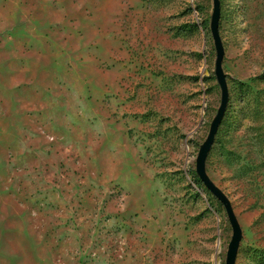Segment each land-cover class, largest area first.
I'll list each match as a JSON object with an SVG mask.
<instances>
[{
    "label": "rangeland",
    "instance_id": "1",
    "mask_svg": "<svg viewBox=\"0 0 264 264\" xmlns=\"http://www.w3.org/2000/svg\"><path fill=\"white\" fill-rule=\"evenodd\" d=\"M213 0H0V264H225L196 170L222 99ZM206 170L264 264V0H221Z\"/></svg>",
    "mask_w": 264,
    "mask_h": 264
},
{
    "label": "water",
    "instance_id": "2",
    "mask_svg": "<svg viewBox=\"0 0 264 264\" xmlns=\"http://www.w3.org/2000/svg\"><path fill=\"white\" fill-rule=\"evenodd\" d=\"M213 16L211 19L210 29L212 33L213 43L216 48V66H215V76L217 77V81L219 83L220 89L222 91V99L220 108L216 117L212 121V125L206 141L201 146L200 151L198 153V158L196 161V170L199 176V179L203 183L204 186L208 188V190L213 194V196L220 201L226 210L227 217H229L230 225L233 232L232 240L229 244V251L226 258L225 264H236V259L239 251V245L243 237V232L241 231V227L238 221V218L235 216L231 201H229L226 194L216 186L213 181L210 179L207 170H206V161L209 156V152L216 141V136L219 132V128L222 125V121L227 111V105L229 102V91L227 86V76L223 70V62L225 56V48L224 44H222L221 36H220V20H221V0H213Z\"/></svg>",
    "mask_w": 264,
    "mask_h": 264
}]
</instances>
